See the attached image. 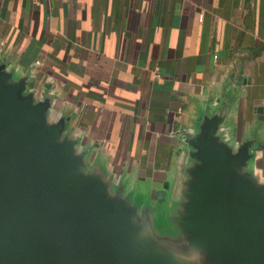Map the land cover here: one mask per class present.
<instances>
[{
	"label": "water",
	"instance_id": "95a60500",
	"mask_svg": "<svg viewBox=\"0 0 264 264\" xmlns=\"http://www.w3.org/2000/svg\"><path fill=\"white\" fill-rule=\"evenodd\" d=\"M0 55V264H264V140L230 136L238 90L222 94L158 184L96 159Z\"/></svg>",
	"mask_w": 264,
	"mask_h": 264
},
{
	"label": "crops",
	"instance_id": "0c3cea01",
	"mask_svg": "<svg viewBox=\"0 0 264 264\" xmlns=\"http://www.w3.org/2000/svg\"><path fill=\"white\" fill-rule=\"evenodd\" d=\"M0 55L133 184L174 176L225 92L230 136L264 140V0H0Z\"/></svg>",
	"mask_w": 264,
	"mask_h": 264
}]
</instances>
